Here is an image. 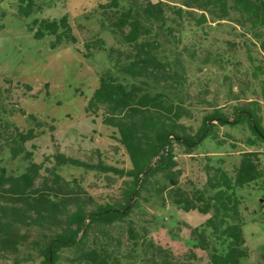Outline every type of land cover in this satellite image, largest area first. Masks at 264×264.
Returning a JSON list of instances; mask_svg holds the SVG:
<instances>
[{
	"label": "trees",
	"instance_id": "1",
	"mask_svg": "<svg viewBox=\"0 0 264 264\" xmlns=\"http://www.w3.org/2000/svg\"><path fill=\"white\" fill-rule=\"evenodd\" d=\"M36 1L19 0L18 14L29 18L39 11ZM178 2V7L151 0H110L99 5L100 26L114 36L119 47L98 46L105 51L110 68L99 78L85 111L115 128L113 138L125 152L127 168L102 159L87 163L56 153L54 165L45 169L49 178L42 177L38 185L42 166L32 160L26 143L39 132L34 128L22 131L8 122L4 117L9 111L0 100V254L25 251L22 262L37 257L41 260L38 264H199L194 250L204 252L206 264H241L248 257L241 200L235 190L258 181L264 188L261 153L243 152L233 175L206 164L204 187L188 191L179 183L181 171L174 144L190 155L206 138L221 145L216 131L219 126L245 125L251 134L244 140L245 146H264V79L260 77L264 76V57L251 72L259 87V94L253 91L252 96L259 98L242 100L234 107L235 117L230 122L220 108L212 109L192 134V128L181 120L192 117L187 106L193 96L188 91L186 62L195 61L198 49L195 44L191 49L184 46L179 35L185 24L201 28L209 21L229 20L234 14L243 33L254 40L251 46L264 55V0ZM67 21L66 17L35 19L29 30L36 39L54 37L52 47L73 44L77 39ZM244 45L253 65L249 44ZM228 46L234 48L235 43L228 42ZM206 53L202 64L210 61L211 54ZM215 60L225 63L221 55ZM207 93L206 87L197 90V104H209L202 98ZM16 159L23 164L21 169H7L8 162ZM65 167L88 170L108 185L121 180L119 200L107 198L95 204L76 179L58 174L57 170ZM149 199L156 210H163L169 202L182 212L209 215L200 226L189 229L184 240L189 250L183 256L186 261L152 238L151 224L135 221V215L141 214L140 203ZM93 203L95 206L87 209ZM167 233L177 238L171 231ZM19 262L16 258L14 264Z\"/></svg>",
	"mask_w": 264,
	"mask_h": 264
},
{
	"label": "rangeland",
	"instance_id": "2",
	"mask_svg": "<svg viewBox=\"0 0 264 264\" xmlns=\"http://www.w3.org/2000/svg\"><path fill=\"white\" fill-rule=\"evenodd\" d=\"M18 1L0 0V100L9 111L4 117L8 122L22 131L34 128L39 132L36 138L26 143V148L32 152V160L42 166L37 184H41L42 177L49 178L45 169L54 165L53 156L56 153L87 163L96 164L98 159H102L127 168L129 164L125 152L113 138L115 128L102 124L100 116L85 111L88 100L99 86V78L110 68L105 51L98 49V46L101 44L103 49L119 47L114 36L100 26L99 5L110 0H37L41 9L29 18L18 14ZM151 1H162L174 7L180 5L178 0ZM64 17L77 39L73 44L52 47L54 37L36 39L34 32L29 30L32 20ZM235 19L236 15L231 14L229 20L209 21L201 28L185 24L179 35L184 46L191 49L195 44L198 49L195 61L192 64L190 60L186 62L188 91L193 96L191 101L187 99L191 103L186 104L192 117L181 120L192 128V134L200 126L203 116L212 109L220 108L230 122L235 117L234 107L242 100L249 102L252 98H259L252 96L253 91L259 94V87L252 79L251 72L253 67L262 63L264 55L257 51V46H251L254 40L243 33ZM228 42L235 43V47H229ZM245 42L249 44V51L255 59L253 65L247 59ZM206 52H210L211 62L202 64ZM217 55L223 56L224 64L215 60ZM260 77L264 79V76ZM205 87L208 93L202 98H206L209 104L199 105L197 99L200 97H196V93ZM28 116L35 120H29ZM216 131L218 139L223 141L221 145L206 138L190 155L185 153L183 147L174 144L175 160L181 171L179 183L188 191L204 187L206 164L219 166L233 175L234 169L239 166L240 155L248 151L261 153L264 164V146L249 148L244 144V140L251 136L245 125L232 128L219 126ZM95 152L100 156L97 157ZM2 153L7 158L6 151ZM220 159L222 163L217 161ZM22 165L20 159H16L8 162L7 169H21ZM57 171L64 179H76L94 198L95 204L103 203L107 198L113 202L119 200L121 180L108 185L101 176L97 177L85 169L65 167ZM235 195L241 200L242 233L248 253L241 264H264L262 183L258 181L237 188ZM151 203L153 200L150 199L148 203H140L141 214L135 215V221L151 224L152 238L180 257V261H186L183 256L189 250L184 240L188 237L189 229L200 226L209 215L182 212L169 202L165 203L163 210H156ZM94 206V203L90 204L87 209ZM169 231L177 238H170ZM31 238L35 239L36 235L33 234ZM193 252L200 259L199 264L207 263L204 252ZM25 254V251L0 254V264H14L16 258L20 261L18 264H38L41 261L34 257L23 263L21 259ZM68 255L64 253V256Z\"/></svg>",
	"mask_w": 264,
	"mask_h": 264
}]
</instances>
